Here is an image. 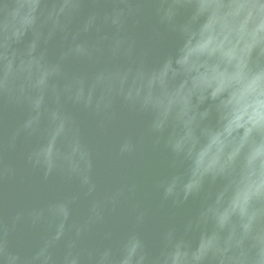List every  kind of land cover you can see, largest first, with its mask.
<instances>
[{"label":"water","instance_id":"95a60500","mask_svg":"<svg viewBox=\"0 0 264 264\" xmlns=\"http://www.w3.org/2000/svg\"><path fill=\"white\" fill-rule=\"evenodd\" d=\"M0 264H264V0H0Z\"/></svg>","mask_w":264,"mask_h":264}]
</instances>
